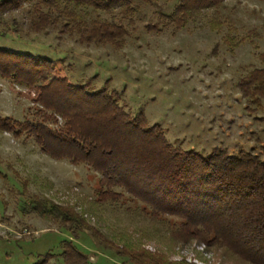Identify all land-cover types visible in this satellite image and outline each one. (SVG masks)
<instances>
[{"label": "rangeland", "instance_id": "374dc122", "mask_svg": "<svg viewBox=\"0 0 264 264\" xmlns=\"http://www.w3.org/2000/svg\"><path fill=\"white\" fill-rule=\"evenodd\" d=\"M38 1L0 11V49L52 60L56 76L114 94L126 113H143L181 150L242 149L264 160V100L250 103L238 86L251 70L264 69V0H204L201 6L189 0L182 14L179 0H119L108 11L85 7L87 19L98 15L124 29L120 39L102 43L80 40L70 27L62 29V21L32 30ZM39 85L0 75V119L15 131L43 121L59 133L64 120L36 101ZM99 180L86 162L43 152L24 128L0 129V264H34L48 253L45 264H63L62 242L68 240L84 255L81 264H133L116 253L126 241L158 249L176 264H247L199 241L156 235L157 221L166 229L178 220L164 216L153 223L149 208L121 189H114L118 201L97 203ZM33 201L73 209L102 238L90 228L75 236L59 219L25 213Z\"/></svg>", "mask_w": 264, "mask_h": 264}, {"label": "trees", "instance_id": "16d2710c", "mask_svg": "<svg viewBox=\"0 0 264 264\" xmlns=\"http://www.w3.org/2000/svg\"><path fill=\"white\" fill-rule=\"evenodd\" d=\"M118 1L39 0L30 26L38 31L62 21V29L70 27L86 43L112 42L123 36V27L98 15L87 19L82 9L108 11L118 6ZM179 1V12L185 13L189 0ZM205 2L199 0L198 4ZM21 3L0 0V11L17 9ZM55 67L52 60L0 49V75L27 85L41 83L36 101L43 110H53L64 120L59 133L43 121L25 123L15 131L12 123L0 119V129L17 133L24 128L46 154L72 163L86 162L100 175L97 203L118 201L121 194L114 191L118 188L146 205V215L153 223L164 216L178 220L167 224L169 229L157 221L156 235L166 231L175 242L195 240L244 263L264 264V160L259 154L242 149L228 153L214 148L205 155L181 150L165 139L157 125H149L143 113L129 115L114 94L90 90L89 84H71L55 75ZM238 86L243 98L260 106L264 69L251 70ZM23 211L59 219L62 228L75 236L90 228L102 238L71 208L33 201ZM116 250L133 264H176L158 249H144L140 242L126 241ZM50 256L45 254L34 264H45ZM60 256L63 264L85 260L69 240L62 242Z\"/></svg>", "mask_w": 264, "mask_h": 264}]
</instances>
